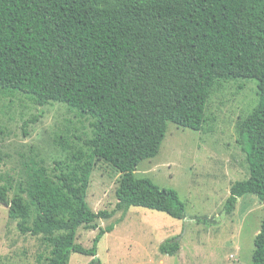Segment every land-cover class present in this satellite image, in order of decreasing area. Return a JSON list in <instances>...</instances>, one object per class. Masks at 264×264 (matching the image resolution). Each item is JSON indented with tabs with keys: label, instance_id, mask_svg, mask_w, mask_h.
<instances>
[{
	"label": "trees",
	"instance_id": "1",
	"mask_svg": "<svg viewBox=\"0 0 264 264\" xmlns=\"http://www.w3.org/2000/svg\"><path fill=\"white\" fill-rule=\"evenodd\" d=\"M237 78L257 80L259 100L239 124L250 176L231 186L226 214L246 194L264 203V0H0V89L93 119L82 144L59 137L68 156L51 170L31 159L12 197V184L0 185V205L20 233L52 246L47 264H69L72 253L102 264L98 245L114 225L99 227L113 212L86 200L95 159L122 174L118 208L184 219L176 190L135 171L159 153L169 122L202 130L215 84ZM80 227L99 229L91 247L76 242ZM254 247L251 264H264V219ZM179 250L174 238L160 245Z\"/></svg>",
	"mask_w": 264,
	"mask_h": 264
},
{
	"label": "rangeland",
	"instance_id": "2",
	"mask_svg": "<svg viewBox=\"0 0 264 264\" xmlns=\"http://www.w3.org/2000/svg\"><path fill=\"white\" fill-rule=\"evenodd\" d=\"M259 100L255 79L216 83L206 106L202 130L168 123L159 153L143 160L136 178L177 191L185 218L144 207H117L121 173L95 159L87 191L91 209L113 212L98 218L101 228L114 225L98 245L102 264H251L254 240L264 219V203L255 194L242 196L231 214L223 210L231 186L250 176L246 155L238 144L240 122ZM37 117V120L34 119ZM93 119L61 102L40 106L27 95L0 89V185L9 183L12 197L28 173L31 159L51 170L66 151L57 140L77 145L93 136ZM99 229L80 227L76 242L91 247ZM180 243L177 254L160 251L168 239ZM52 246L43 235L22 234L0 205V264H47ZM92 257L72 253L69 264H88Z\"/></svg>",
	"mask_w": 264,
	"mask_h": 264
}]
</instances>
